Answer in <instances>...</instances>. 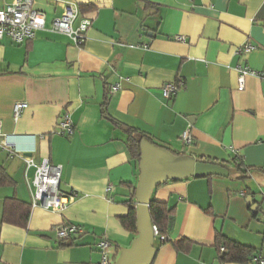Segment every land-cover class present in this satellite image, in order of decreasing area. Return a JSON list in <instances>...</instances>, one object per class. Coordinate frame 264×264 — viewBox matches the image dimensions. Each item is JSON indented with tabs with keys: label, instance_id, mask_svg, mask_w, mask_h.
Returning <instances> with one entry per match:
<instances>
[{
	"label": "crops",
	"instance_id": "obj_1",
	"mask_svg": "<svg viewBox=\"0 0 264 264\" xmlns=\"http://www.w3.org/2000/svg\"><path fill=\"white\" fill-rule=\"evenodd\" d=\"M62 1L92 20L82 45L53 30L63 10L50 0H34L46 26L33 41H0V122L18 152L0 148V164L14 181L0 187V264H99L102 237L111 241L114 261L131 247L136 237L121 218L140 171L127 147L128 128L184 155L251 168L240 181L207 177L159 186L151 200L173 208L174 217L152 264H257L223 262L219 233L264 261V78H247L240 91L236 70L244 65L264 75V0ZM246 43L255 49L238 55ZM178 81L183 87L165 99L163 86ZM107 97L111 119L102 114ZM21 102L27 107L16 119ZM66 114L74 132L62 135ZM186 130L192 144L182 140ZM23 156L61 167V191L76 193L62 212L31 207L25 228L3 221L7 199L32 203ZM248 193L261 206L256 218ZM60 225L82 233L60 241Z\"/></svg>",
	"mask_w": 264,
	"mask_h": 264
},
{
	"label": "built area",
	"instance_id": "obj_2",
	"mask_svg": "<svg viewBox=\"0 0 264 264\" xmlns=\"http://www.w3.org/2000/svg\"><path fill=\"white\" fill-rule=\"evenodd\" d=\"M54 4H58L63 12L62 15L55 19L52 25L54 31L64 33L70 36L77 45H82L87 37L89 29L92 27V20L81 15L79 7L75 3L62 0H50ZM34 0H9L7 4L0 7V41L9 38L13 43L21 45L28 41H33L38 31L46 26V15L43 11L33 8ZM78 22L77 28L74 24ZM178 42H184L185 38L176 37ZM145 46V49H148ZM255 49L251 43H246L237 49L238 55H248ZM239 74V90L243 91L246 88V80L249 77L264 78L261 73L254 72L249 67L239 65L236 68ZM183 87V83L170 82L163 86L162 93L165 99H173L179 90ZM119 86L115 85L112 89L117 92ZM27 104L24 102L17 103L14 109V116L17 119L20 117ZM59 133L62 135L72 134L74 132V124L69 114H66L63 121L59 124ZM182 140L187 144H192L193 138L191 132L186 130L182 134ZM0 148L6 150L10 156L17 155V147L15 141L9 136L4 135L2 124L0 122ZM26 170L25 175L32 194V208L41 207L46 210L62 212L68 204L75 199L76 193L65 195L61 189V167L55 166L44 159L41 164H36L33 158L24 157ZM35 170L34 178L29 180L28 176L31 170ZM112 191V186L107 188V192ZM152 231L155 241L161 244L168 242V237L161 234L159 228L152 225ZM56 237L60 241H70L73 237L82 233L80 227L75 225H60L55 228ZM98 248L102 255V260L99 264H113L114 256L112 253V243L107 237H102L98 241ZM221 252H226V249L221 248ZM257 264H264L259 257L253 259Z\"/></svg>",
	"mask_w": 264,
	"mask_h": 264
},
{
	"label": "water",
	"instance_id": "obj_3",
	"mask_svg": "<svg viewBox=\"0 0 264 264\" xmlns=\"http://www.w3.org/2000/svg\"><path fill=\"white\" fill-rule=\"evenodd\" d=\"M139 181L135 189L137 205V231L130 248L121 250L113 264H152L157 249L152 231L150 203L153 192L168 181H182L191 178L221 177L232 181L249 178L235 167L209 163L191 155H176L168 149L157 146L147 139H140ZM251 211L257 214L259 206L252 197L248 198Z\"/></svg>",
	"mask_w": 264,
	"mask_h": 264
},
{
	"label": "trees",
	"instance_id": "obj_4",
	"mask_svg": "<svg viewBox=\"0 0 264 264\" xmlns=\"http://www.w3.org/2000/svg\"><path fill=\"white\" fill-rule=\"evenodd\" d=\"M109 97L106 98V102L103 104L102 114L105 118L111 119L108 111L106 109L107 102ZM116 126H120L117 122L112 120ZM128 142L127 147L131 154V157L139 163L141 157V150H140V139H147L151 143L160 146L162 148L168 149L169 151L173 152L176 155H181L182 153L174 151L164 145H161L155 142L150 136L139 133L133 128H128ZM203 161L209 163H217L227 165L223 162H218L213 159L209 158H201ZM239 171L243 172L244 174H248L251 168H247L244 164L241 163V160L236 161L235 166ZM14 185V181L8 176L6 169L3 165L0 164V187ZM250 191V190H249ZM252 193H248V198L252 197ZM126 205L129 209V213L126 217L121 218V224L124 229L133 235L134 237H138L137 231V205L135 201V190L132 193V196ZM249 208H252V205L249 204ZM259 212L261 211V206L259 205ZM31 212V206L19 201L17 198H9L5 201L4 204V212H3V221L18 227H27L29 216ZM150 215L152 219L153 225L157 226L161 232V234L167 236V232L171 226L173 217H174V209L170 208L167 204L156 202L155 200H151L150 203ZM254 218L257 215L253 216ZM169 241V239H168ZM159 242V241H158ZM184 243V241H181ZM188 245V244H187ZM217 245L220 253L222 254L221 260L223 262H231V263H248L249 260L254 259L256 251L244 247L232 240L227 239L225 236L221 235L220 233L217 236ZM183 245L181 247H184ZM225 248L226 252H221V248Z\"/></svg>",
	"mask_w": 264,
	"mask_h": 264
},
{
	"label": "rangeland",
	"instance_id": "obj_5",
	"mask_svg": "<svg viewBox=\"0 0 264 264\" xmlns=\"http://www.w3.org/2000/svg\"><path fill=\"white\" fill-rule=\"evenodd\" d=\"M157 244H158V242H157V240L155 241V246H157ZM115 262V261H114Z\"/></svg>",
	"mask_w": 264,
	"mask_h": 264
}]
</instances>
